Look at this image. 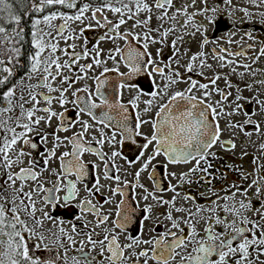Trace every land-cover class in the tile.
<instances>
[{
  "label": "snow or ice",
  "instance_id": "snow-or-ice-1",
  "mask_svg": "<svg viewBox=\"0 0 264 264\" xmlns=\"http://www.w3.org/2000/svg\"><path fill=\"white\" fill-rule=\"evenodd\" d=\"M245 20L264 0H0V264H264Z\"/></svg>",
  "mask_w": 264,
  "mask_h": 264
},
{
  "label": "rangeland",
  "instance_id": "rangeland-1",
  "mask_svg": "<svg viewBox=\"0 0 264 264\" xmlns=\"http://www.w3.org/2000/svg\"><path fill=\"white\" fill-rule=\"evenodd\" d=\"M233 3H236V4H243V0H233ZM226 23H227V22H226ZM245 24H246V25H245ZM228 26L230 27V25H228ZM241 29H243V30H251L252 33H253V35H256V36L259 37L258 40L254 41V43H256L257 46L259 45L260 40H261V39H264V25H261L260 22H259L258 20H255V21H247V20H245V22L241 25ZM231 30H232V31H236V29H231ZM209 31L211 32V28L209 29ZM220 34H221V33H218V35H220ZM240 35H241V33H240V32H237V36L232 37V39H233L234 41H237ZM220 43H226V41L221 40ZM237 46H239V47H243L242 44L237 45V44L234 43V44L232 45L233 48H236ZM193 47H195V46L193 45ZM208 47H211V45H209ZM249 51H252V50H249ZM257 64L260 65V66H262V67H264V57H261V59H260L259 61H257ZM253 67H256V65H253ZM220 70H221V71H228L227 68H225V69H220ZM245 75H247V74H245ZM231 78L233 79V81H238V80H239V78H238L235 74H233ZM219 83L221 84V86H223V79H221V80L219 81ZM245 94L248 95L249 93L246 92ZM252 107H253V105H251V104L248 105L249 110H250ZM236 119H241V117H240V116H237ZM222 123H223V121H222ZM224 135L227 136V135H229V134H228L227 132H225ZM241 150H244V151H250V152H253V153H257V154H258L256 148L251 147V148L245 149L244 146L238 142V143H237L236 150H235V153H236L235 156H236V157L239 158V152H240ZM250 162H251V158H250V157H245V158H244V163H246V164H248V165L250 166ZM237 166H240V164L237 163ZM53 213H54V211H53ZM57 213H59V212H57ZM55 214H56V210H55ZM37 215H39V212L37 213ZM53 216H54V215H53ZM54 217H55V216H54ZM45 224H46V227H51V226H52L50 221L45 222ZM54 248H55L54 245H50V246H49V250H50V249H54ZM45 250H47V249H45ZM41 251H42V250H38V254H42V255L46 256V254H45V253H42ZM61 252H63L62 249H61ZM49 254H50V253H49Z\"/></svg>",
  "mask_w": 264,
  "mask_h": 264
},
{
  "label": "flooded vegetation",
  "instance_id": "flooded-vegetation-1",
  "mask_svg": "<svg viewBox=\"0 0 264 264\" xmlns=\"http://www.w3.org/2000/svg\"><path fill=\"white\" fill-rule=\"evenodd\" d=\"M227 24V23H226ZM218 34V33H217ZM35 139V138H34ZM228 156H231V153H229L228 154ZM86 158H89V159H92V158H94V157H91V156H87ZM234 159L237 161V163L239 164V159L240 158H238V157H234ZM89 180L91 181L92 180V177L90 176L89 177ZM142 182H144V183H149V181L147 180V178L146 177H142ZM217 183H218V181H217ZM190 191H194L193 189H189ZM139 191V190H138ZM217 194H220V193H217ZM164 195H167V196H171L172 195V193H166V194H164ZM183 195V193H181V196ZM198 199H202V198H200V197H198ZM178 203H180L181 201H180V199L178 198V201H177ZM63 206L61 205V208H62ZM105 208H113L114 207V205L112 204V203H108V204H106L105 206H104ZM50 211H52V214L54 215V216H63V212L62 211H58V210H56V214H55V210H51L50 209ZM53 211H54V213H53ZM57 212H59V213H57ZM206 215V214H205ZM71 219H73V217H65V220L67 221V220H71ZM202 223V222H201ZM65 227H67V223H65ZM158 231L159 230H162V227L161 228H158L157 229ZM78 247V246H77ZM40 250H42L41 252L42 253H45L46 254V256L47 255H49V253L51 252V253H55V251H56V248H54V249H47V250H45V249H40ZM85 251H87V249H85ZM60 254L61 255H63V252H61V250H60ZM72 254H75V252H74V250H70V253H69V255H72Z\"/></svg>",
  "mask_w": 264,
  "mask_h": 264
},
{
  "label": "bare ground",
  "instance_id": "bare-ground-1",
  "mask_svg": "<svg viewBox=\"0 0 264 264\" xmlns=\"http://www.w3.org/2000/svg\"><path fill=\"white\" fill-rule=\"evenodd\" d=\"M246 25V24H245Z\"/></svg>",
  "mask_w": 264,
  "mask_h": 264
}]
</instances>
